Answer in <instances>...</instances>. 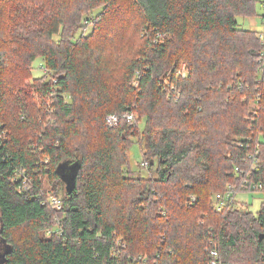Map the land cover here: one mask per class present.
Returning a JSON list of instances; mask_svg holds the SVG:
<instances>
[{"label":"trees","instance_id":"obj_1","mask_svg":"<svg viewBox=\"0 0 264 264\" xmlns=\"http://www.w3.org/2000/svg\"><path fill=\"white\" fill-rule=\"evenodd\" d=\"M256 2L0 0V264H264V200L214 199L264 194V50L239 24ZM37 57L50 109L24 88ZM63 162L80 166L57 209Z\"/></svg>","mask_w":264,"mask_h":264},{"label":"rangeland","instance_id":"obj_2","mask_svg":"<svg viewBox=\"0 0 264 264\" xmlns=\"http://www.w3.org/2000/svg\"><path fill=\"white\" fill-rule=\"evenodd\" d=\"M256 14L255 15H243L239 17V24L241 27H245L251 30L255 31H264V26L262 22V16L264 15V7L262 5L261 0H257L256 2ZM92 26L87 27L85 30L86 32H90ZM33 71L31 79H28L25 81V87L26 90L29 92L31 100L29 101L31 103H36L38 107H42L44 110L46 108H51V102L49 98H44L43 95L39 96V92L43 91L39 89L38 83L42 81V78L44 81H50L52 76L45 71V62L41 57H37L33 61ZM186 66V65H184ZM34 99V100H33ZM50 112V111H49ZM52 115H50L49 120H51ZM107 124H108V117H107ZM144 120L139 122L140 128L144 127ZM109 125V124H108ZM110 126V125H109ZM128 159L129 163L126 166L130 173H134L132 175H141L144 177H148V175H151V168L149 165V161H146L143 158L142 148L141 144L138 141V138L133 139V144L131 148L128 151ZM146 163V164H145ZM45 187L47 191L49 192L50 196H57L60 200H63L65 198L67 190H65V184L60 182H57L54 184V182H49L45 184ZM48 194V195H49ZM237 203L236 205L238 207H241L243 209L252 210L253 212H257L261 204L264 200V194L259 191H246V192H237L236 194ZM119 245L121 243L119 242ZM0 253H4L8 250V246L0 241Z\"/></svg>","mask_w":264,"mask_h":264},{"label":"built area","instance_id":"obj_3","mask_svg":"<svg viewBox=\"0 0 264 264\" xmlns=\"http://www.w3.org/2000/svg\"><path fill=\"white\" fill-rule=\"evenodd\" d=\"M261 2H262V5L264 7V0H261ZM262 22H263V26H264V15L262 16ZM257 36H258L259 40L262 42L263 50H264V31H258ZM184 65L185 64L182 65V68L178 69V71H177L178 76L185 77L187 75L186 66H184ZM44 67H45V71L47 73V68H46V66H44ZM125 116L127 117L128 121H131V122H132V120H134L136 118V116H134L133 112L128 113ZM107 117H108V124L110 126H117L118 125V123L120 121V117L117 114H109ZM45 162H48V160H46ZM16 179L21 181L20 188H27L32 183V176H30V174L27 173L26 170H23V169H20V171H18L16 173ZM244 187H246V185H244ZM237 192H238L237 189H235L233 186H230L226 191L216 193L214 196V199L216 202L217 210L221 211L224 207L229 206L230 204H234L236 206V203H237L236 194H237ZM191 198L194 199L195 197L192 195ZM48 203L57 209H62V207H63L62 200H60L57 196H51L48 200ZM211 256H213L212 264H223L220 260L219 253L216 249L211 250Z\"/></svg>","mask_w":264,"mask_h":264},{"label":"water","instance_id":"obj_4","mask_svg":"<svg viewBox=\"0 0 264 264\" xmlns=\"http://www.w3.org/2000/svg\"><path fill=\"white\" fill-rule=\"evenodd\" d=\"M79 166H80L79 162L74 164L71 162H63L58 169V172L61 175V179L65 183V190H67V192L69 193H72L75 190L76 180H77V170ZM6 252L0 253V257H5Z\"/></svg>","mask_w":264,"mask_h":264}]
</instances>
